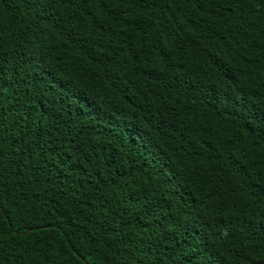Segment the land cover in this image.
I'll use <instances>...</instances> for the list:
<instances>
[{"label":"trees","instance_id":"16d2710c","mask_svg":"<svg viewBox=\"0 0 264 264\" xmlns=\"http://www.w3.org/2000/svg\"><path fill=\"white\" fill-rule=\"evenodd\" d=\"M0 264H264V0H0Z\"/></svg>","mask_w":264,"mask_h":264}]
</instances>
